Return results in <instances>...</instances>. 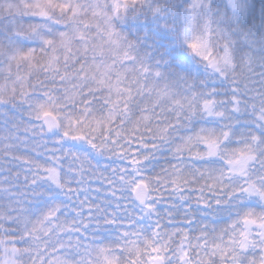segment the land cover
Listing matches in <instances>:
<instances>
[{
	"label": "trees",
	"instance_id": "16d2710c",
	"mask_svg": "<svg viewBox=\"0 0 264 264\" xmlns=\"http://www.w3.org/2000/svg\"><path fill=\"white\" fill-rule=\"evenodd\" d=\"M181 2L125 0L119 15L110 9L108 35L101 32L98 50L91 44L80 51L81 44L74 39L67 52L37 48L21 60L15 69L19 90L0 99L3 117L26 125L29 98L43 97L52 103L50 110L75 124L86 141L75 146L27 127L21 131L28 137L23 148L0 147V186L16 192L11 205L5 195L0 196V264L14 249L20 264H59L61 253L72 256L70 249L62 251L65 243L47 234L58 230L55 222L74 230L79 262L84 252L93 250L110 257L106 261L99 256L95 264H155L154 256L166 257L186 241L202 264H264L262 231L249 240L238 233L236 250L224 256L208 249L219 242L234 244L229 224L235 216L249 207L264 210V154L259 141L246 148V142L239 140L246 149L236 153L232 145L240 144L228 138L215 153L199 150V142L188 136L190 128L202 121L179 112L186 109L187 100L195 102L202 95L216 105H229L241 120L238 128L257 132L264 140V0H254L248 21L233 29L243 33L232 44L236 62L232 75L217 66V49L211 59L203 60L183 45ZM225 6V0L213 4L214 9ZM71 12L31 16L38 26L59 27ZM12 15L18 13H8L0 22ZM255 31L258 43L251 46ZM245 44L250 46L248 52L253 51L249 63L254 76L241 70L247 61L239 47ZM94 57L106 61L98 76L87 68ZM190 62L199 68L197 80ZM129 63L136 68L133 77L127 73ZM164 86L177 91L172 101L161 96ZM94 131L97 137L92 136ZM245 150L254 157H247L242 168L238 162ZM50 162L58 182L47 172ZM220 171L240 178L242 184L218 190L212 178ZM139 174L149 184L152 207L141 208L133 198ZM38 217H51L47 233L41 232ZM243 240L246 250H241ZM164 241L166 246L156 255L153 249Z\"/></svg>",
	"mask_w": 264,
	"mask_h": 264
},
{
	"label": "rangeland",
	"instance_id": "374dc122",
	"mask_svg": "<svg viewBox=\"0 0 264 264\" xmlns=\"http://www.w3.org/2000/svg\"><path fill=\"white\" fill-rule=\"evenodd\" d=\"M215 0H182L180 15L178 22L180 23L181 32H182V42L183 45L190 49L191 52L199 59L209 60L211 59L214 50L219 51L217 60L215 61L217 66L222 68L223 72L226 75H232L236 71V62L235 54L232 50V44L237 41V36L240 38V34L243 33L239 29V32L234 31L248 21L251 14V7H253L254 0H225L226 6L224 8L214 9L213 4ZM125 4V0H0V18L6 16L8 13L15 11L18 15L13 17L11 16L10 20L0 22V99H9L13 97L16 92L19 90L20 78L15 75V69L21 63V60L27 59L34 49L45 50V48L50 49L51 53L53 50L60 52V48L64 52L71 47L70 41L77 39V42L81 44L79 48L80 51H86L91 44L93 49H99L98 39L101 40V32L105 34V37L108 35L109 24L112 16L110 9L115 15H119V10L121 6ZM69 20L59 27L56 24H43L39 25L33 21V16L31 13L38 12L46 15L50 13L59 12L60 15L64 16L69 11H71ZM10 15V14H9ZM100 19L102 20V27L99 24ZM93 26L95 29H93ZM84 27L89 28L84 32ZM5 28L3 31L2 29ZM251 31V29H249ZM239 34V35H238ZM252 34V32L250 33ZM249 34V35H250ZM257 35L258 31H255L254 40L250 43L251 46H255L258 43ZM96 36L97 40L94 38ZM239 40V39H238ZM78 44V45H79ZM114 45V44H113ZM109 47L113 50L114 46L109 43ZM250 46L240 45L239 49L244 50V57L247 61L245 67L242 70V73L247 75L251 73V64L250 59L254 58L252 54L253 51L248 52L247 49ZM58 49V50H57ZM129 55V53H126ZM58 56V54L56 55ZM254 60V59H253ZM130 61V60H129ZM106 61L104 59L93 58L90 65L87 67L93 75H99L101 69H105ZM132 63V62H131ZM129 63V70L127 73L130 76L135 75L136 68L131 67ZM135 67V65H134ZM189 67L192 72H194V79L197 80L200 74L199 68L193 63L190 62ZM248 67V68H246ZM131 71V72H129ZM254 76V75H253ZM263 87L261 89L264 91V82L262 83ZM177 91H170L169 87L164 86L161 96L163 95L166 98H169L171 101L177 95ZM213 93H211L212 95ZM180 96V95H179ZM214 96V94H213ZM29 119L26 120L25 124H20L17 122V119L12 121H7L3 117V113H0V147L4 149H17L23 148L27 143V136L25 133H21L23 129L27 127L32 131L37 133L38 130H43V121L42 116L46 112H52L50 106L52 103L43 98H29ZM215 103V104H214ZM190 106L187 108V105ZM179 112H184L192 114L191 116L195 117V121L200 123L197 124L196 129L190 128L189 138L195 139L199 143L196 144L198 149L215 153L218 146L223 144L227 138L232 139L231 143H239L238 146H233L232 151H241L250 147L249 143L252 141L256 143L259 141L260 152L264 154V140L262 136L258 135L257 132L250 133L247 129L241 131L238 128L239 120L238 114L231 112L230 106L227 104L216 105V102L212 99L205 100L204 96L198 97L197 101L190 102L187 100L186 109L181 108ZM54 113V112H52ZM183 113V114H184ZM55 114V113H54ZM182 114V113H181ZM58 117L62 125V133H67L72 136L79 135L77 132V127L67 118L59 116ZM226 118L227 120H223ZM204 121V122H203ZM8 126H7V124ZM194 126V125H193ZM96 131V130H95ZM92 132V136L97 137L96 132ZM58 140L62 139V136H57ZM32 142V139H30ZM239 140H244L246 144L241 148V143ZM33 143V142H32ZM226 150L228 147H225ZM172 149V148H171ZM231 151V150H230ZM50 152H53L51 150ZM234 152V153H236ZM247 157L252 158L254 154L247 155L246 150L244 151V157H241L239 167L244 168ZM47 172L50 175L51 180L58 182L59 176L55 172L53 164L46 163ZM238 167V168H239ZM244 169H242L243 171ZM228 172L220 171L216 173L213 180V185L217 187L218 190H233L237 186L242 184L240 178L231 176L227 174ZM137 177L135 183L133 184V190L139 182H144L148 185L142 174ZM208 178V181H210ZM5 195L8 201V205L13 204L16 200V192L12 190L11 186L2 185L0 186V196ZM152 203L149 200V207H152ZM259 209V207H256ZM255 207H249L244 212L243 215H237L233 220L230 221L229 235L234 238L232 245H223V243H217L215 248L208 247L209 251L212 250L211 254L219 255L222 253V256L230 250H236V243L238 239V233H243L245 239L249 240L254 234L260 233L264 234V210L262 208L258 211ZM32 220L33 216H29ZM39 218V217H38ZM250 218L255 224H257L256 229H245L244 220ZM51 217L43 219L39 218L41 225V232L47 233L51 229ZM56 228L58 230L53 232L50 230L47 234H51V239H54L55 242H63V250L70 249L72 256H66L61 253L60 263L59 264H95L97 262L96 258L99 256H105L106 261H110V257L104 251H86L84 252V257L79 262L76 260L77 248L74 243V230L71 228H66L62 223L55 222ZM240 238V237H239ZM244 240L242 241L244 243ZM166 241L162 242L153 249L157 253L163 251L164 246H166ZM216 243V242H215ZM221 243V247L218 245ZM241 250H246L245 245ZM214 247V246H212ZM248 247V246H247ZM160 256H154L153 259ZM164 264H202V260L195 258V255L192 254V250L188 242L184 241L180 244L178 249L175 252L170 253L166 257H162ZM152 259V260H153ZM154 262V260H153ZM3 264H20L19 263V252L18 250H10L5 256Z\"/></svg>",
	"mask_w": 264,
	"mask_h": 264
},
{
	"label": "water",
	"instance_id": "95a60500",
	"mask_svg": "<svg viewBox=\"0 0 264 264\" xmlns=\"http://www.w3.org/2000/svg\"><path fill=\"white\" fill-rule=\"evenodd\" d=\"M42 121L43 128L48 136L61 134L63 139L62 141L75 146H79L85 143V138L81 135L72 136L67 133H62V125L55 114L51 112L44 113L42 116ZM149 197L150 190L147 184L144 182H139L133 190V198L135 199V202L139 207L145 208L148 204ZM256 226L257 224H255L252 219L247 218L244 220L245 229H254L256 228ZM154 262L155 264H164V260L161 257L155 258Z\"/></svg>",
	"mask_w": 264,
	"mask_h": 264
}]
</instances>
